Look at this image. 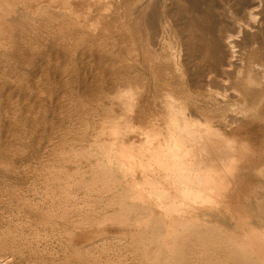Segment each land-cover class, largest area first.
<instances>
[{
    "label": "rangeland",
    "instance_id": "rangeland-1",
    "mask_svg": "<svg viewBox=\"0 0 264 264\" xmlns=\"http://www.w3.org/2000/svg\"><path fill=\"white\" fill-rule=\"evenodd\" d=\"M146 263L264 264V0H0V264Z\"/></svg>",
    "mask_w": 264,
    "mask_h": 264
},
{
    "label": "bare ground",
    "instance_id": "bare-ground-1",
    "mask_svg": "<svg viewBox=\"0 0 264 264\" xmlns=\"http://www.w3.org/2000/svg\"><path fill=\"white\" fill-rule=\"evenodd\" d=\"M184 117H185V116H184ZM176 120H177V119H176ZM184 120H185V118H184ZM179 123H180V122H179ZM182 123H184V122H182ZM235 126H236V125H235ZM233 128H234V127H233ZM237 129H238V128H237ZM239 129H240V128H239ZM239 129H238V131H239ZM234 130H235V129H234ZM183 131H184V130H183ZM234 132H235V131H234ZM219 133H220V132H219ZM221 133H222V131H221ZM179 134H180V133H179ZM179 134H177V135H179ZM183 134H184V133H183ZM189 134H190V133H189ZM198 134H199V133H198ZM223 134H224V133H222V135H223ZM181 135H182V134H181ZM219 135H220V134H219ZM232 135H233V134H232ZM194 136H195V135H194ZM225 136H226V135H225ZM225 136H224V137H225ZM235 136H236V135H235ZM237 136H238V135H237ZM242 136H243V135H242ZM201 137H202V135H201ZM233 137H234V136H233ZM230 138H231L230 141H232V137H230ZM235 139H236V138H235ZM249 139H250V137H249ZM233 140H234V139H233ZM247 143H248V142H247ZM243 144H244V143H243ZM231 150H232V149H231ZM231 152H232V151H231ZM183 153H184V152H183ZM233 155H235V154H233ZM231 156H232V155H231ZM177 157H178V156H177ZM178 158H179V157H178ZM178 158H177V159H178ZM183 159H184V158H183ZM204 159H205V158H204ZM175 161H176V160H175ZM177 161H180V160H177ZM165 163H166V162H165ZM178 163H179V162H177V164H178ZM150 164H151V163H150ZM182 164H183V163H182ZM153 165H154V164H153ZM158 165H159V164H158ZM209 165H211V164H209ZM209 165H208V166H209ZM172 166H173V165H171L170 167H172ZM177 166H178V165H177ZM179 166H180V165H179ZM211 166H212V165H211ZM158 167H159V166H158ZM170 167H169V169H172V168H173V167H172V168H170ZM203 167H205V165H204ZM206 167H207V163H206ZM206 167H205V168H206ZM165 168H167V167H165ZM207 168H208V167H207ZM167 170H168V169H167ZM167 170H165V171H167ZM173 170H174V169H173ZM152 171H153V170H152ZM152 173H153V172H152ZM145 175H146V174H145ZM158 175H159V174H158ZM162 175H163V174H162ZM173 175H174V174H173ZM162 177H163V176H162ZM164 177H166V176H164ZM170 177L172 178V175H171ZM174 177H175V176H174ZM148 178H149V179H154V181H153V180L151 181V180L148 179V181H149L150 183H152L151 186H153V184L155 185V190H154V188H153L151 193L154 194V193H153V191H154L158 196L161 197L162 200L167 201V202H169V201L171 202V201H172L173 203H171L170 205H171V206H172V205L175 206L176 204H174V203H175L176 199H178L177 197H175L177 193L175 194V192H174V194H175V195H174V199H175V198H176V199H175V200L172 199L173 195L171 196L170 194H172L173 192L170 191L171 193L168 194L169 191H168L167 189H164L163 186H162V187L159 186V185H158L159 183H156V184H155V182H156L157 180H155V178H153V176H152L151 178H150V177H148ZM166 178H167V177H166ZM178 178H179V177H178ZM145 179H146V178H145ZM158 179H159V178H158ZM161 179H162V178H161ZM169 179H170V178H169ZM176 179H177V178H176ZM183 179H184V178H183ZM185 179H186V178H185ZM170 180H171V179H170ZM174 180H175V178H174ZM186 180H187V179H186ZM188 180H189V179H188ZM188 180L186 181L187 183L184 182L185 180H184V181L182 180L183 182L181 183V185H183V183H186V186H187L188 183L191 181V180H190V181L188 182ZM158 181L160 182V180H158ZM167 181H168V180H167ZM180 181H181V180H180ZM207 181H208V182H207ZM207 181H206V182L209 183L210 180L208 179ZM197 182H198V181H197ZM197 182H196V185H194V186H198L199 188H201L202 185H201L200 183H199V185H197ZM138 183H139V182H138ZM172 183H174V185H175V184H177L178 182H174V181H173ZM191 183H193V182H191ZM201 183L204 185L205 182L203 183V182L201 181ZM207 183H205V184H207ZM165 184H166V182H165ZM189 184H190V183H189ZM149 185H150V184H149ZM160 185H161V184H160ZM167 185H168V184H167ZM167 185H166V186H167ZM171 185L173 186V184H171ZM190 185H193V184H190ZM200 185H201V186H200ZM211 185H212V184H211ZM135 186H136V185H135ZM164 186H165V185H164ZM176 186H177V185H176ZM194 186L189 187V185H188L187 188H186V187L183 188V187L181 186V189L183 188L184 190H182V191L185 192V193H186V192H187V193H193V194L195 195V197H196V195L199 196L200 194H201L200 196H203V195H202V191H203V190H206L207 187L204 189V187L202 186L203 189L201 188V189H202V190H201V189H196V187L194 188ZM208 186H209V185H208ZM129 187H130V186H129ZM169 187H171V186H169ZM178 187H179V189H180V185H178L177 188H178ZM198 187H197V188H198ZM140 188H141V187H140ZM208 188H210V187H208ZM208 188H207V190H208ZM212 188H213V187H212ZM133 189H134V188H133ZM135 189H137V188H135ZM174 189H175V188H174ZM179 189H178V190H179ZM171 190H172V189H171ZM176 190H177V189H176ZM178 190H177V192H179ZM207 190H206V191H207ZM218 190H219V189H218ZM218 190H217V191H218ZM140 191H141V190H140ZM140 191H138V192H140ZM142 191H143V190H142ZM182 191H181L180 193H182ZM206 191H204V192H206ZM212 191H213V190H212ZM217 191H216V192H217ZM221 191H222V190H221ZM204 192H203V194H204ZM216 192H215V193H216ZM224 192H225V191H224ZM185 193H184V195H185ZM195 193H197V194H195ZM217 193H218V192H217ZM219 193H220V192H219ZM147 194H148V193H147ZM134 195H135V194H134ZM178 195H179V194H178ZM184 195L181 194L180 196H184ZM207 195H208V194H207ZM219 195H221L223 199H225V197H227V195H225V194L223 193V191H222V193H220ZM141 196H143V195H141ZM180 196H179V197H180ZM198 196H197L196 198H198ZM205 196H206V195H205ZM146 197H147V195H146ZM152 197H153V196H152ZM186 197H187V196H186ZM206 197H207V196H206ZM136 198H137V197H136ZM143 198H144V197H143ZM147 198H148V197H147ZM150 198H151V197H150ZM154 198H156V197L154 196ZM170 198H171L172 200H169ZM196 198H193V201H195L194 199H196ZM145 199H146V198H145ZM183 199H184V198H183ZM198 199H199V201H200V197H199ZM204 199H205V198L203 197V200H204ZM155 200H156V199H155ZM168 200H169V201H168ZM196 200H197V199H196ZM209 200H210V199H209ZM151 201H152V200H151ZM151 201H150V202H151ZM177 201H178V200H177ZM188 201H189V200H188ZM190 201H191V200H190ZM147 202H148V201H147ZM160 202H161V201H160ZM167 202H165V203H167ZM203 202H205V201H203ZM157 203H158V202H157ZM187 204H188V203H187ZM168 205H169V204H168ZM180 205H181V204H180ZM171 206H170V207H171ZM174 206H173V207H174ZM167 208H168V206H167ZM176 208H177V206L174 207V209H176ZM181 208H182V207H181ZM203 208H204V207H203ZM196 212H197V211H196ZM199 212H200V211H199ZM182 215H183V213H182ZM193 215H194V214H193ZM176 216H177V215H176ZM179 216H180V215H179ZM196 216H197V213H196ZM198 216H199V215H198ZM198 216H197V217H198ZM189 217H190V216H189ZM173 218H174V217H173ZM174 220H175V219H174ZM181 222H182V221H181ZM170 224H171V223H170ZM170 224H169V225H170ZM174 226H175V225H174ZM170 227H171V226H170ZM76 237H77V236H76ZM133 238H134V237H133ZM166 239H167V238H166ZM169 239H170V238H169ZM136 241H137V240H136ZM149 241H150V240H149ZM180 242H181V241H180ZM163 243H164V242H163ZM173 243H174V242H173ZM185 245H186V244H185ZM165 247H166V244H165ZM169 247H170V245L168 246V248H169ZM143 253H144V252H143ZM254 253H255V252H254ZM255 254H256V253H255ZM148 257H149V256H148ZM151 257H153V256H151ZM149 259H150V258H149ZM152 259H153V258H152ZM171 259H172V258H171ZM178 259H179V258H178ZM172 260H174V259H172ZM172 260H171V262H172ZM149 263H150V262H149ZM149 263H148V264H149ZM146 264H147V263H146ZM151 264H152V263H151Z\"/></svg>",
    "mask_w": 264,
    "mask_h": 264
}]
</instances>
